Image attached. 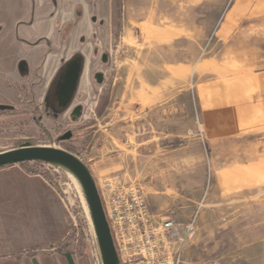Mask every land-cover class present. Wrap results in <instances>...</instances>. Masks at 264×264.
I'll return each instance as SVG.
<instances>
[{
  "label": "rangeland",
  "instance_id": "obj_1",
  "mask_svg": "<svg viewBox=\"0 0 264 264\" xmlns=\"http://www.w3.org/2000/svg\"><path fill=\"white\" fill-rule=\"evenodd\" d=\"M107 1L84 0L80 42L75 40L78 39L75 34V38H71L74 29L71 22L65 25L64 37L55 36V40L64 44L55 57H59L62 63L67 59L64 65H69L74 58L81 63L80 78L72 99L63 106L50 99V95L56 92L63 65L53 78L44 100L38 95L25 99L26 92L21 89L20 102H11L18 108L12 107V112L0 108V151L31 142L68 149L88 165L94 158L95 162H101L103 169H111L101 185L98 183L102 198L106 195L102 187L109 178L118 176L122 182L137 181L144 189L155 219L176 209L177 218L185 222L198 209L196 234L184 250L183 264H264V175L250 179L253 175H225L219 171L220 166L227 164V159L218 139L210 138L206 131L196 85L195 73L200 67L181 65L177 77L168 74L161 65L140 68L132 62V66L125 69V60L138 59L139 45L151 43L153 36L149 28L153 22L144 20V26H140V21L135 18L140 8L139 0H120L119 11H116L118 4L112 0L110 19ZM234 1L212 0L196 5L180 3L173 7L161 5L157 9L160 13L163 8H168L167 12L171 14L179 7L182 27L208 31L206 36L198 35L196 43L205 44L199 60L211 57L212 70L216 74L213 78L221 71V58L227 54L235 55V52L219 51V48L208 51L209 45L235 43L233 39L230 42L218 40L214 34ZM141 6L148 5L143 3ZM11 37L6 31L0 34V54H6L12 48ZM224 70L233 72L236 69ZM98 73L104 76L102 82L96 79ZM42 77L38 75V79L43 80ZM161 90L178 94L173 116L168 117V123L163 126L171 130H164L163 134L161 126H157L158 117L145 116L141 101L143 95H158ZM5 102L0 96V106H11ZM78 104L83 105V114L80 119H72L71 111ZM25 106H30V110ZM64 130L73 132V138L64 141L60 136ZM172 133L179 136L173 137ZM228 142L229 147L236 146L234 138ZM160 146L179 147V150L160 152L159 157L188 163L167 173L163 163L156 164L155 155ZM134 160L135 166H143L144 174L119 175L124 172L121 167ZM0 175L41 177L58 194L71 221L62 241L44 248L32 243L36 240L34 235L20 225L16 226L15 223L21 221L20 214L15 215L9 207H2L0 264H32V256L41 264H68L64 256L68 251L76 264H101L95 233L78 187L62 168L32 161L25 166L18 163L2 167ZM17 182L21 186V180ZM200 204L203 205L199 207Z\"/></svg>",
  "mask_w": 264,
  "mask_h": 264
},
{
  "label": "crops",
  "instance_id": "obj_2",
  "mask_svg": "<svg viewBox=\"0 0 264 264\" xmlns=\"http://www.w3.org/2000/svg\"><path fill=\"white\" fill-rule=\"evenodd\" d=\"M211 1L139 0L140 8L135 18H138L141 27L144 20L153 22L149 28L153 39L149 44H140L138 59L125 60L124 67H131L132 62L140 68L161 65L168 74L176 77L181 65L200 67L195 73L196 85L206 131L210 133V138L218 139L227 159V164L220 166L219 171L225 172V175H253L250 179H257L255 175H264V0H235L223 18L214 34L218 40L230 42L233 39L235 43L209 45L208 51L219 48V51L235 52V55L227 54L224 59L221 58V71L215 78L211 57L205 56L202 61L199 60V53L205 44L196 43V37L206 36L208 31L182 27L179 7L171 14L167 12L168 8H163L160 13L157 10L161 5L173 7L180 3L196 5ZM83 3L84 0H0V34L6 31L13 39L12 48L6 54H0V96L5 103L11 104L8 110L10 107L18 108L11 102H20L21 89L26 92L25 99H30V95L45 99L53 78L67 61L62 63L59 57H55L64 47L59 39L55 40V36L64 37L65 25L71 22L74 25L71 38H80L84 20ZM107 3L111 19L112 0ZM143 3L148 6H141ZM128 18L131 21V17ZM145 25L148 27V22ZM79 38L75 40L78 42ZM186 52L198 54L185 56ZM228 68L236 70H224ZM38 75L45 79H38ZM177 96V93L161 90L158 95L141 97L145 116L158 117L157 126H161L162 134L164 130H171L163 126L168 123V117L173 116ZM25 109L30 110V106H25ZM171 136L179 135L172 133ZM233 138L236 140L234 148L228 146V141ZM178 148L160 146L156 151V164L163 163L167 173L188 162L163 159L159 153H174ZM92 160L94 158L89 160V165L97 183L101 185L111 169L105 170L101 162ZM131 163L122 166L124 172L119 175L144 174L143 166H135V160ZM17 180H21V186ZM102 189L104 194L109 193L105 187ZM4 206L9 207L15 215L20 214L21 221L19 224L16 222V226L20 225V228L34 235L36 240L32 243L41 244L44 248L60 243L71 224L58 194L37 175H0V209Z\"/></svg>",
  "mask_w": 264,
  "mask_h": 264
},
{
  "label": "built area",
  "instance_id": "obj_3",
  "mask_svg": "<svg viewBox=\"0 0 264 264\" xmlns=\"http://www.w3.org/2000/svg\"><path fill=\"white\" fill-rule=\"evenodd\" d=\"M104 184L109 192L103 194L105 209L122 264H183L199 210L185 222L176 209L155 219L139 182L115 176Z\"/></svg>",
  "mask_w": 264,
  "mask_h": 264
},
{
  "label": "water",
  "instance_id": "obj_4",
  "mask_svg": "<svg viewBox=\"0 0 264 264\" xmlns=\"http://www.w3.org/2000/svg\"><path fill=\"white\" fill-rule=\"evenodd\" d=\"M64 66L62 67L63 71L57 84L56 92L50 95V99L56 100L58 105L61 106L66 105L72 99L81 72V63L77 58L72 59L69 65L65 64ZM103 78L102 73L96 74V79L99 82H102ZM81 110H83V105L78 104L71 111V114H76L79 116L78 119H80L83 114V112L81 114ZM68 137L70 135H64L62 138ZM32 161L51 164L62 168L67 174L68 171L74 174L83 188L90 210V221L95 233L101 264H122L102 194L90 166L76 153L56 145H36L31 142H25L17 148L0 151V168ZM64 256L68 264H76L71 252H65ZM33 264L41 263L34 257Z\"/></svg>",
  "mask_w": 264,
  "mask_h": 264
},
{
  "label": "bare ground",
  "instance_id": "obj_5",
  "mask_svg": "<svg viewBox=\"0 0 264 264\" xmlns=\"http://www.w3.org/2000/svg\"><path fill=\"white\" fill-rule=\"evenodd\" d=\"M68 176L70 177V179H72L75 184L77 185L78 187V191L80 192V195L82 197V201H83V204L85 206V209H86V212L88 214V216L90 217L91 219V215H90V210H89V207H88V204H87V201H86V197H85V194H84V191H83V188L81 186V184L79 183L78 179L74 176L73 173L69 172L68 171Z\"/></svg>",
  "mask_w": 264,
  "mask_h": 264
},
{
  "label": "flooded vegetation",
  "instance_id": "obj_6",
  "mask_svg": "<svg viewBox=\"0 0 264 264\" xmlns=\"http://www.w3.org/2000/svg\"><path fill=\"white\" fill-rule=\"evenodd\" d=\"M63 66H64V64H63ZM9 108V107H8ZM8 110V109H7ZM9 110H12L11 109V107H10V109ZM2 112V111H1ZM82 112H83V110H81V114H82ZM4 115V114H3ZM72 119H78L79 118V116H77L76 114H72ZM70 133V134H69ZM73 132H69V131H67V130H64L61 134H60V136L62 137V136H64V135H70V137H68V138H64L63 140L65 141V140H69V139H72L73 138ZM31 258V260H30V262H32V264H33V258H34V256H32V257H30ZM66 258V257H65ZM67 260V259H66Z\"/></svg>",
  "mask_w": 264,
  "mask_h": 264
},
{
  "label": "trees",
  "instance_id": "obj_7",
  "mask_svg": "<svg viewBox=\"0 0 264 264\" xmlns=\"http://www.w3.org/2000/svg\"><path fill=\"white\" fill-rule=\"evenodd\" d=\"M117 1H118V2H117ZM114 2H115V5H116V3L118 4V5H117V10H116V11H119V10H120V5H121L120 0H115ZM27 163H28V162H23V163H19V164L25 166Z\"/></svg>",
  "mask_w": 264,
  "mask_h": 264
}]
</instances>
